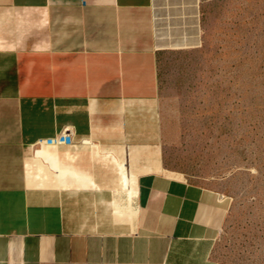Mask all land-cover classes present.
<instances>
[{"label": "crops", "instance_id": "1", "mask_svg": "<svg viewBox=\"0 0 264 264\" xmlns=\"http://www.w3.org/2000/svg\"><path fill=\"white\" fill-rule=\"evenodd\" d=\"M154 16L0 0V264H264L225 247L231 197L167 170ZM68 126L72 145L33 146Z\"/></svg>", "mask_w": 264, "mask_h": 264}, {"label": "rangeland", "instance_id": "2", "mask_svg": "<svg viewBox=\"0 0 264 264\" xmlns=\"http://www.w3.org/2000/svg\"><path fill=\"white\" fill-rule=\"evenodd\" d=\"M153 26L167 170L231 197L221 244L264 253V0H198Z\"/></svg>", "mask_w": 264, "mask_h": 264}, {"label": "bare ground", "instance_id": "3", "mask_svg": "<svg viewBox=\"0 0 264 264\" xmlns=\"http://www.w3.org/2000/svg\"><path fill=\"white\" fill-rule=\"evenodd\" d=\"M154 1H155V17L157 16L158 13H161V11L164 12L166 16H169V18H170L171 13L174 15V17L175 16H177V18L180 17L179 16L180 0H179V3H178V0H154ZM189 2H191V4H188L187 6L185 5L182 6L184 11L187 13L190 7L197 6L198 0H189ZM162 5H164L165 7L164 11H163ZM170 8H172V10H170ZM119 165L122 171V177H121L122 187L123 189H125V193L127 194L128 200L130 201V203H132L133 196H134L133 176L132 175L130 176L128 171L126 170L125 162H120Z\"/></svg>", "mask_w": 264, "mask_h": 264}, {"label": "built area", "instance_id": "4", "mask_svg": "<svg viewBox=\"0 0 264 264\" xmlns=\"http://www.w3.org/2000/svg\"><path fill=\"white\" fill-rule=\"evenodd\" d=\"M73 135H74V129L68 126V127H65L56 136L45 139V140H40L37 143H35L33 146L34 147H53V148L67 147V146L72 145Z\"/></svg>", "mask_w": 264, "mask_h": 264}]
</instances>
